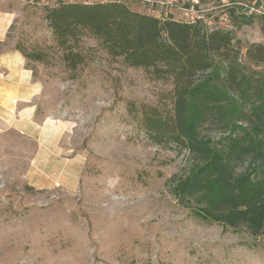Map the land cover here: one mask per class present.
<instances>
[{
    "label": "rangeland",
    "instance_id": "374dc122",
    "mask_svg": "<svg viewBox=\"0 0 264 264\" xmlns=\"http://www.w3.org/2000/svg\"><path fill=\"white\" fill-rule=\"evenodd\" d=\"M105 1L150 14L139 0H0L11 20L0 50L52 46L44 6ZM197 11L242 52L264 44V0H205ZM82 43L76 79L52 55L32 64L36 95L6 98L15 86L0 84V264H264V237L223 231L176 202L190 157L151 145L129 121L127 102L159 105L170 86L111 60L93 38Z\"/></svg>",
    "mask_w": 264,
    "mask_h": 264
},
{
    "label": "trees",
    "instance_id": "16d2710c",
    "mask_svg": "<svg viewBox=\"0 0 264 264\" xmlns=\"http://www.w3.org/2000/svg\"><path fill=\"white\" fill-rule=\"evenodd\" d=\"M43 13L52 46L13 47L33 78L32 64L49 65L56 55L76 79L87 60L82 41L93 38L111 60L169 85L159 105L127 102V115L151 145L190 157L173 188L176 202L223 231L264 237V44L242 52L230 31L133 11L120 1L58 2ZM257 19L264 34V15Z\"/></svg>",
    "mask_w": 264,
    "mask_h": 264
},
{
    "label": "crops",
    "instance_id": "0c3cea01",
    "mask_svg": "<svg viewBox=\"0 0 264 264\" xmlns=\"http://www.w3.org/2000/svg\"><path fill=\"white\" fill-rule=\"evenodd\" d=\"M11 20L6 15L0 16V42H4ZM2 40V41H1ZM3 52V51H2ZM0 50V71L3 75L0 78V84L5 86H15L20 95L13 94L14 89L5 88L6 98L27 99L30 95H36L40 85L35 83L31 71L24 68L25 60L19 52L13 49L2 53ZM23 102V101H22Z\"/></svg>",
    "mask_w": 264,
    "mask_h": 264
},
{
    "label": "built area",
    "instance_id": "2783aa9c",
    "mask_svg": "<svg viewBox=\"0 0 264 264\" xmlns=\"http://www.w3.org/2000/svg\"><path fill=\"white\" fill-rule=\"evenodd\" d=\"M147 4L150 8V14L160 18H168L179 13L187 23H194L200 19L198 16V7L201 0H139Z\"/></svg>",
    "mask_w": 264,
    "mask_h": 264
}]
</instances>
